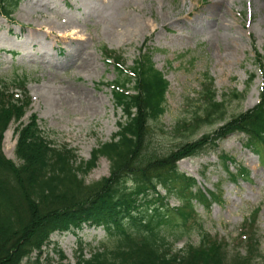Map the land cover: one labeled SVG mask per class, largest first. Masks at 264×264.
<instances>
[{
    "label": "rangeland",
    "instance_id": "rangeland-1",
    "mask_svg": "<svg viewBox=\"0 0 264 264\" xmlns=\"http://www.w3.org/2000/svg\"><path fill=\"white\" fill-rule=\"evenodd\" d=\"M11 19L0 16V79L25 75L31 102L19 123L35 116L50 144L74 150L78 161H88L91 151L109 142L125 119L110 87L119 77L112 64L115 56L128 69L146 53L145 59L151 57L169 84L166 111L150 124L151 147L160 153L220 126L202 125L185 138L174 133L178 123L189 122L198 110V94L209 82L218 102L232 91L241 94L225 104L226 119L259 102L264 0H21ZM104 51L111 53L108 62ZM19 123H11L2 140L4 156L16 165L14 132ZM245 143L243 134H231L177 163L181 174L213 192L216 201L208 209L196 205L198 216L181 226L175 250L197 244L200 225L226 247L227 260L241 257L243 241L250 236L258 245L252 254L255 263L264 262V168ZM226 157L246 168L249 177L231 181L221 160ZM229 171L234 174V166ZM108 176L109 162L100 158L85 182ZM158 193L165 198L162 188ZM163 201L172 209L180 207L174 196ZM181 223L177 219L171 224ZM103 241L101 228L54 233L39 264H75L80 249L88 259Z\"/></svg>",
    "mask_w": 264,
    "mask_h": 264
},
{
    "label": "trees",
    "instance_id": "trees-1",
    "mask_svg": "<svg viewBox=\"0 0 264 264\" xmlns=\"http://www.w3.org/2000/svg\"><path fill=\"white\" fill-rule=\"evenodd\" d=\"M20 1L0 0V16L12 20ZM103 54L107 62L112 59L108 51ZM145 54L140 53L128 69L120 57H114L112 64L119 77L110 85L111 93L125 119L109 142L91 151L86 162L78 161L75 151L66 146L53 147L35 116L27 124L19 123L31 102L25 75L0 79V264H39L52 234L85 226L101 228L105 241L91 249L88 259L80 249L75 264H260L252 256L258 245L250 236L243 241L248 243L242 246L241 257L231 260L224 254L226 247L200 225L197 244L186 243L180 250L174 244L182 238L181 226L197 218L196 205L208 209L216 201L213 192L204 191L178 171L179 161L238 133L245 136V147L264 168V72L259 102L230 119L225 118V104L239 100L241 94L232 91L218 102L212 83L203 86L198 110L189 122L178 123L174 133L185 138L202 125H222L210 135L182 141L160 153L151 147L150 124L166 111L169 84ZM11 123H19L14 132L18 165L2 152L3 135ZM100 158L109 162V176L86 183ZM221 160L231 181L249 177L246 168L227 157ZM231 166L234 174L229 171ZM158 188L166 192L165 198ZM171 196L179 200V208L172 209L163 201ZM177 219L182 223L171 224Z\"/></svg>",
    "mask_w": 264,
    "mask_h": 264
},
{
    "label": "bare ground",
    "instance_id": "bare-ground-1",
    "mask_svg": "<svg viewBox=\"0 0 264 264\" xmlns=\"http://www.w3.org/2000/svg\"><path fill=\"white\" fill-rule=\"evenodd\" d=\"M78 93H79L78 90H75V91H74V94H78ZM85 99H87V98H85ZM92 107H94V106H92ZM91 109H93V108H91Z\"/></svg>",
    "mask_w": 264,
    "mask_h": 264
}]
</instances>
